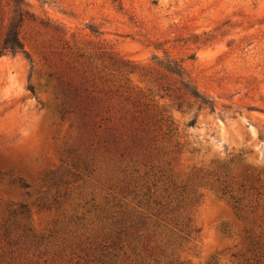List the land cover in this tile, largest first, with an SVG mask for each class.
Masks as SVG:
<instances>
[{
    "label": "rangeland",
    "instance_id": "obj_1",
    "mask_svg": "<svg viewBox=\"0 0 264 264\" xmlns=\"http://www.w3.org/2000/svg\"><path fill=\"white\" fill-rule=\"evenodd\" d=\"M28 2L61 33L26 24L20 37L29 60L0 57V226L14 205H24L30 230L11 256L0 238V264H85L103 244L101 225L129 209L145 214L150 247L167 243L164 217H154L152 204L138 208L134 186L145 161L161 166L176 145L179 152L163 169L179 181L220 168L236 179L247 171L264 186V0ZM108 55L136 71L110 67ZM166 59L181 62L214 102L213 112L177 111L180 94L168 98L159 91L158 85L178 87L158 67ZM63 74L100 98L102 115L123 138L132 132V117L161 118V132L152 134L165 153L161 161L141 153L121 158L123 151L85 134L76 116L62 118ZM166 126L170 136L162 140ZM260 193L246 221L212 191L191 195L188 211L200 232L180 241L176 257L188 264H243L253 239L264 244V188Z\"/></svg>",
    "mask_w": 264,
    "mask_h": 264
},
{
    "label": "trees",
    "instance_id": "obj_2",
    "mask_svg": "<svg viewBox=\"0 0 264 264\" xmlns=\"http://www.w3.org/2000/svg\"><path fill=\"white\" fill-rule=\"evenodd\" d=\"M26 24L54 35L61 33V29L51 25L48 20H39L31 11L28 0H0V57L22 55L29 60V54L20 37V31ZM91 32L97 33L94 30ZM107 61L110 67L117 68L118 71L125 69L128 74L136 71L133 65L116 60L111 55H108ZM158 67L166 76L177 80L178 87L174 90L168 84L157 86L168 98H171V94L175 96L180 94L174 98L177 111H182L183 108L189 110L195 106L197 110L208 109L213 112L214 102L197 90L181 62L166 59L159 62ZM67 76L63 74L58 78L59 87L65 98L60 111L62 118L66 115L76 116L79 128L85 134L93 135L98 142L107 147L113 146L123 151L119 155L121 158H124L125 154L138 157L141 153L144 158L160 160L165 155L163 149L156 146L157 137L153 136V133L161 132L160 126L163 122L161 118L156 120L155 116H140L136 119L132 117L130 122L132 132L123 138L116 124H111L110 119L102 115H106L107 111H103V102L100 98L92 95L93 91H88L84 82ZM30 91L33 92V89L30 88ZM194 124L195 119H192L189 126ZM169 128L166 126L162 140L170 136ZM174 148L175 150L168 153L170 159L162 161L161 166H148L149 161H145L144 174L142 177L138 176L139 179L134 186L139 191V194H135L138 208L143 209L145 206L149 209V204H152L156 209L154 217H164V221H161L169 227L168 232L171 234L167 243L150 247V239L153 236L149 234L147 218L144 217L143 211L125 210L112 214L111 218L101 225L103 244L94 246L93 259L86 261L85 264H188L176 257L175 250L180 247L181 240L190 239V236L198 235L200 232L188 211L192 201L190 196L196 195L199 190L212 191L219 199L226 201L235 215L243 221L254 215L261 196L260 191L264 188L260 185L259 179L249 175L247 171L242 178L236 179L229 172L218 168L210 172L194 171L179 181L171 169L168 171L163 169L164 166H170L174 159L172 155L179 152L177 145ZM134 172L137 173L138 169ZM21 187L26 188L24 185ZM28 219L27 208L24 205H14L9 212V220L0 226V238L9 250L8 256L14 254V250L21 246L24 242L22 240H26L27 234L30 233ZM249 232H252V229ZM263 246L260 240L253 239L247 250L249 257L244 258L243 264H261V259L264 258Z\"/></svg>",
    "mask_w": 264,
    "mask_h": 264
}]
</instances>
